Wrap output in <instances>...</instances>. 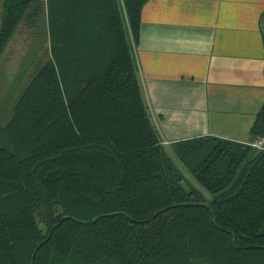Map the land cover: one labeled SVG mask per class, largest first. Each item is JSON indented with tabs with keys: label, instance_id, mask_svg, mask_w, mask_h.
Here are the masks:
<instances>
[{
	"label": "trees",
	"instance_id": "16d2710c",
	"mask_svg": "<svg viewBox=\"0 0 264 264\" xmlns=\"http://www.w3.org/2000/svg\"><path fill=\"white\" fill-rule=\"evenodd\" d=\"M146 1H2L0 54L42 10L48 53L0 125V264H264V148L176 140L210 195L186 179L132 56Z\"/></svg>",
	"mask_w": 264,
	"mask_h": 264
},
{
	"label": "crops",
	"instance_id": "0c3cea01",
	"mask_svg": "<svg viewBox=\"0 0 264 264\" xmlns=\"http://www.w3.org/2000/svg\"><path fill=\"white\" fill-rule=\"evenodd\" d=\"M130 46L160 141L244 143L264 99V0H147Z\"/></svg>",
	"mask_w": 264,
	"mask_h": 264
},
{
	"label": "rangeland",
	"instance_id": "374dc122",
	"mask_svg": "<svg viewBox=\"0 0 264 264\" xmlns=\"http://www.w3.org/2000/svg\"><path fill=\"white\" fill-rule=\"evenodd\" d=\"M2 1L0 0V22L2 18ZM45 12H40L36 21L29 25L24 18L0 54V125L5 124L11 114L13 105L21 94L31 75L43 62L48 53L47 26L44 22ZM168 153L183 171L186 179L208 193L186 167L180 162L173 149ZM189 186V184L184 181ZM210 195V194H209Z\"/></svg>",
	"mask_w": 264,
	"mask_h": 264
},
{
	"label": "built area",
	"instance_id": "2783aa9c",
	"mask_svg": "<svg viewBox=\"0 0 264 264\" xmlns=\"http://www.w3.org/2000/svg\"><path fill=\"white\" fill-rule=\"evenodd\" d=\"M251 145L258 147V148H264V137H258L250 142Z\"/></svg>",
	"mask_w": 264,
	"mask_h": 264
},
{
	"label": "water",
	"instance_id": "95a60500",
	"mask_svg": "<svg viewBox=\"0 0 264 264\" xmlns=\"http://www.w3.org/2000/svg\"><path fill=\"white\" fill-rule=\"evenodd\" d=\"M205 205H209V202H204Z\"/></svg>",
	"mask_w": 264,
	"mask_h": 264
}]
</instances>
